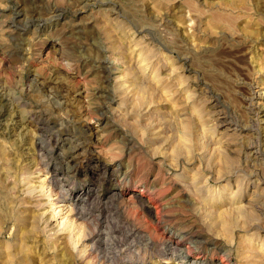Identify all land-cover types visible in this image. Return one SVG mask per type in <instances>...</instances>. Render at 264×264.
I'll list each match as a JSON object with an SVG mask.
<instances>
[{
	"label": "rangeland",
	"instance_id": "1",
	"mask_svg": "<svg viewBox=\"0 0 264 264\" xmlns=\"http://www.w3.org/2000/svg\"><path fill=\"white\" fill-rule=\"evenodd\" d=\"M109 183L155 202V239L264 264V0H0V264L171 261Z\"/></svg>",
	"mask_w": 264,
	"mask_h": 264
},
{
	"label": "bare ground",
	"instance_id": "2",
	"mask_svg": "<svg viewBox=\"0 0 264 264\" xmlns=\"http://www.w3.org/2000/svg\"><path fill=\"white\" fill-rule=\"evenodd\" d=\"M217 13V12H216ZM219 13V12H218ZM222 14H216L212 17V19L210 18V22H209V26L210 28H217L219 27L221 24L225 27H231V23L229 22L230 20H225L227 18H224L223 16H221ZM232 21V20H231ZM234 24V23H233ZM227 27V28H228ZM232 37V36H231ZM228 38V37H227ZM244 47V46H243ZM225 50V49H224ZM240 50V49H239ZM243 52V51H242ZM233 53V52H232ZM236 54V53H235ZM243 55V54H242ZM246 55V54H245ZM248 56V55H247ZM223 58V57H222ZM242 60V59H241ZM245 60V59H244ZM221 63V62H220ZM219 63V64H220ZM106 70V69H105ZM245 82V81H244ZM248 99V98H247ZM262 112V111H261ZM257 113V112H256ZM189 126V125H186ZM189 129V128H188ZM188 129L186 127V130L188 133ZM185 130V129H184ZM184 132V135L187 136L189 135L186 134ZM256 136V135H255ZM183 140L181 141V146L183 147V145H187L188 142V137L187 138H182ZM70 142V141H69ZM132 143V142H131ZM184 146V147H185ZM179 149V147H178ZM256 149V148H255ZM105 158V157H104ZM224 163H228L226 160H224ZM226 167V166H225ZM105 171V170H104ZM101 173V172H100ZM106 173V172H105ZM93 177V176H92ZM107 177V176H106ZM110 180V179H109ZM45 181V180H44ZM97 182V181H96ZM112 182V181H111ZM113 183V182H112ZM189 188V187H188ZM91 189V188H90ZM94 192V191H93ZM75 193V192H74ZM79 193V192H78ZM86 193H88V190H86ZM91 193V192H90ZM107 193L109 194L110 197H115V198H120L122 195H130L129 197L131 198H135L136 201L138 202V207H136L137 209H139L141 215L143 217H145L146 219H148V221L150 220V222H152L153 224L150 225L151 223L149 222V228L151 231L150 234H146V238H144L147 242L146 243H151V244H156L157 243V239H162L164 240L167 244H168V248L169 250H171V255L169 262H167L166 264H203L204 260L200 261L198 260L197 257H193L192 254V250L193 249H200L203 246H205V244H207V241L210 242L211 248H209L208 250H215L216 245H217V238L215 236H207V234H202V233H197V234H190L188 232L185 231H181V230H177L176 232L174 231H167V232H163L160 233L158 235V238L155 239V234H157L156 232H158V223H159V219H160V213L158 210L157 205L155 204V202L150 198V197H146L144 196V193L142 190H136L135 188H127V189H120L117 186H115V183L113 185H111L109 183V187H108V191ZM107 194V195H108ZM74 195V194H73ZM82 195V194H81ZM80 195V196H81ZM184 195V194H183ZM79 196V197H80ZM92 196V195H91ZM86 197V196H85ZM96 198V197H95ZM90 200V199H89ZM94 200V199H93ZM108 200V199H107ZM180 200V199H179ZM102 201V200H101ZM57 202V201H56ZM77 202V201H76ZM203 202V201H202ZM37 203V202H36ZM78 203V202H77ZM210 203V202H209ZM56 203H51V205H54L55 207H51V213L53 216H57L60 215L62 210H64L66 207L65 205H55ZM203 204V203H202ZM205 205V204H204ZM209 205V204H207ZM206 205V206H207ZM63 206V207H62ZM76 206V205H75ZM78 206V205H77ZM233 206V205H232ZM62 207V208H61ZM83 207V206H82ZM125 207V206H124ZM81 208V207H80ZM135 208V209H136ZM185 208V207H184ZM124 209V208H123ZM120 210V209H119ZM207 213L211 214L212 218L210 217V224L209 227H211L212 230H214L215 234L218 233V231H222L219 230V228L222 229L224 235H226L228 233V228L227 226L229 225L228 222V217L224 220H222L221 216L219 215V213H217L215 210H213L211 207L206 209ZM137 211V210H136ZM43 213V212H42ZM113 213V212H112ZM111 213V214H112ZM222 213V212H221ZM234 213V212H233ZM42 215V214H41ZM120 215V214H119ZM222 215V214H221ZM76 216H80L78 213H76ZM116 216V214H115ZM229 216V215H228ZM117 217V216H116ZM194 217V216H193ZM60 218V217H59ZM58 219V218H57ZM84 218H82L83 220ZM86 219V218H85ZM88 219V218H87ZM86 219V220H87ZM110 219V218H109ZM112 219V218H111ZM123 219V218H122ZM127 219V218H126ZM230 219V218H229ZM84 220V221H86ZM119 220V219H118ZM124 220V219H123ZM99 221V220H98ZM129 221V220H128ZM147 223V222H146ZM134 224V223H133ZM184 224V223H183ZM80 225V224H79ZM208 225V224H207ZM231 225V224H230ZM165 226V225H164ZM233 226V225H232ZM195 227V226H194ZM115 228V227H114ZM132 228V227H131ZM93 230V229H92ZM165 230V229H164ZM167 230V229H166ZM206 230V229H205ZM135 231V230H134ZM132 232L130 233L128 236L130 237H143L142 235H140V232L136 231V232ZM57 232V231H56ZM128 233V232H127ZM117 234V233H116ZM143 234V233H142ZM224 238H226V236H224ZM230 237V236H229ZM228 237V238H229ZM106 239V238H105ZM227 239V238H226ZM228 240V239H227ZM90 242L93 241L89 240ZM96 241V240H95ZM98 241V240H97ZM97 241L95 243H97ZM100 241V240H99ZM94 242V241H93ZM159 242V241H158ZM225 242V241H224ZM232 243V241H229ZM101 243V242H100ZM133 243V242H131ZM92 244V243H91ZM141 244V243H140ZM93 245V244H92ZM150 245V244H148ZM86 246V245H85ZM116 246V245H115ZM93 247V246H92ZM91 247V249H93ZM108 247V246H107ZM206 247V246H205ZM75 248V247H74ZM90 248V246H89ZM101 248V247H100ZM128 248V247H127ZM167 248V247H166ZM207 249V248H206ZM218 249V248H217ZM101 250V249H100ZM106 250V249H105ZM168 250V251H169ZM122 251V250H121ZM132 252V251H130ZM152 252V251H151ZM109 253V252H108ZM107 253V254H108ZM221 253V252H220ZM85 254V253H84ZM163 255V258L161 259H167L164 255L165 253H161ZM219 254V253H218ZM161 255V256H162ZM167 255V254H166ZM222 255V254H221ZM264 255V254H263ZM199 256V255H198ZM217 257V256H216ZM218 259H211L210 260V264H227L226 260H224V258L222 256H218ZM110 258V262L111 264H117L118 262H121V264H139L138 261L133 260V257L131 255V253L129 255H127L124 258H121L120 256H118L117 253H111L110 252V256L108 257ZM107 258V259H108ZM209 260V259H208Z\"/></svg>",
	"mask_w": 264,
	"mask_h": 264
}]
</instances>
